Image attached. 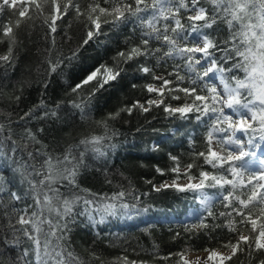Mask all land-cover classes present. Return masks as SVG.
<instances>
[{
    "label": "snow or ice",
    "instance_id": "snow-or-ice-1",
    "mask_svg": "<svg viewBox=\"0 0 264 264\" xmlns=\"http://www.w3.org/2000/svg\"><path fill=\"white\" fill-rule=\"evenodd\" d=\"M39 17H44L47 29L43 39L48 55L41 61L47 74L40 81L44 89L53 74L78 58L79 48L104 43L100 37L122 28L128 34L111 64H100L71 88L75 97L66 105L63 100L49 105L42 92L40 103L22 115L0 112V170L11 169L17 183L13 189L0 171V244L17 251L8 264H84L70 237L77 217H85L95 228L136 207L125 201L132 192L109 196L81 188L79 177L88 167L86 160L91 156L106 162L116 148L110 141L119 132L109 121L154 109L166 114L165 119L192 123L193 129L187 133L188 161L169 153L170 165L155 167L168 179L145 183L155 192L198 194L199 207L192 210L196 219L184 225L186 239L200 229L219 244V248L199 249L186 243L168 255L157 251L154 259L189 264L186 254L203 250L209 251L213 264H235L241 256L264 264V0H0V45L6 46L0 52V79L17 65L24 44L21 25ZM71 20L83 26L85 38L65 55L56 36L58 29L71 27ZM64 35L71 39L67 32ZM129 68L146 78L142 85H131L141 87L146 98L95 121L102 132L80 135L66 142L62 152H55L40 139L43 127H28L32 120H61L64 108L72 109L71 115L82 122L91 119L93 98L127 75ZM28 83L21 81L19 94L9 99L18 105ZM88 85L85 95L81 90ZM152 150L158 151L159 145ZM210 190L215 193L210 195ZM217 204L223 210L214 211ZM217 229L225 235L214 236ZM180 235L177 232L173 240ZM89 255L105 264L97 253ZM117 261L130 264L127 257Z\"/></svg>",
    "mask_w": 264,
    "mask_h": 264
},
{
    "label": "trees",
    "instance_id": "trees-1",
    "mask_svg": "<svg viewBox=\"0 0 264 264\" xmlns=\"http://www.w3.org/2000/svg\"><path fill=\"white\" fill-rule=\"evenodd\" d=\"M43 19L44 17H39L21 25L19 32L24 44L19 52L17 65L14 70H9L7 78L0 79V112L22 115L40 103L42 92L43 99L49 105L59 100H63L66 105L75 97L70 91L71 88L100 64L105 62L111 64L112 56L118 48L123 47L122 41L128 34V29L122 28L109 32L106 37H100L99 40L104 43L90 42L79 48L78 58L62 68L58 74H53L47 89H44L40 81L47 79V74L44 72L46 65H42L41 61L48 54L44 51L47 42L43 37L47 29L43 25ZM70 23V28L64 26L58 29L56 36V45L65 55L77 49L85 38L83 26L75 20H71ZM65 32L71 39L65 37ZM5 47L0 45V52H3ZM21 81L29 83L25 85L23 96L17 105V102L10 100L9 97L14 93L19 94L17 89ZM145 81L146 78L129 68L127 75L118 82H113L111 86L106 85L108 90L101 89L93 98L91 119L82 122L77 116L71 115L72 109L64 108L61 111V120L47 122L32 120L28 127L33 130L43 127L45 131L40 134V139L49 146L50 151L62 152L66 142L78 139L80 135L89 132H102L103 129L98 127L95 121L103 119L108 112L124 104H131L133 100L143 101L147 94L141 87L133 89L131 85L133 83L142 85ZM89 87L91 85L86 86L81 92L87 95L86 89ZM165 115L160 109H154L146 114L134 111L131 116L122 114L120 119L109 121L110 126L119 132V135L110 141L116 148L110 152L106 162L94 160L91 156L86 160L88 167L82 170L79 177L81 188L109 196L118 191L132 192V195H126L125 201L136 207L131 208L128 215L109 217L104 224L95 228L87 223L85 217H77L76 224L72 225L70 237L72 249L81 257L84 264H99V261L90 257L91 252L97 253L105 264H122L117 261L118 257H127L130 264L132 261L166 264L163 260L154 259L157 251L159 255H168L170 252L179 251L186 243L199 249L219 248L216 240L210 241L200 229L193 230L197 235L191 240L186 239L189 233L185 231L184 225L192 223L196 218L194 216L184 218L185 211L190 207H198L196 198L198 194L179 193L172 189L155 192L152 191L150 184L145 183V180H153L159 184L168 179L167 176L162 177L156 173L155 167L167 168L171 163L169 153L180 156L183 162L189 159L187 133L192 131L193 124L177 119H165ZM16 118L18 117L14 115L13 119ZM17 131L20 129L17 128ZM196 139L199 141L201 138L197 135ZM153 143L159 145L158 151L152 150ZM0 171L3 173V179L15 189L17 183L11 169ZM108 180L112 182L108 183ZM143 193L148 195L145 196ZM209 193L214 194L215 190H210ZM79 195L85 196L87 193L79 192ZM135 195H139L140 199H134ZM221 210L223 209L217 204L214 211ZM162 214L166 216L174 214L176 217L162 218ZM177 232L181 234L180 238L173 240ZM213 235L223 237L225 233L217 229ZM190 252L199 251L188 253ZM0 253H3V264H8L9 258L17 256L16 250L7 251L2 244ZM176 259L172 258L173 261ZM167 264H172V261ZM207 264H213V261ZM235 264H256V261L241 256Z\"/></svg>",
    "mask_w": 264,
    "mask_h": 264
},
{
    "label": "rangeland",
    "instance_id": "rangeland-1",
    "mask_svg": "<svg viewBox=\"0 0 264 264\" xmlns=\"http://www.w3.org/2000/svg\"><path fill=\"white\" fill-rule=\"evenodd\" d=\"M217 83H218V81H217ZM152 145L154 146V145H156V143H153ZM258 155H260V153H258ZM180 183L181 184H185V183H187V181L186 180H181ZM209 194L212 195L211 193H209ZM198 207H199V201H198ZM195 208H197V207L188 208L187 211H185L186 214H185L184 218L185 217H189V216L190 217L193 216L192 215V210L195 209ZM161 217L168 219V218H175L176 216L174 214H172L170 216H166V214H162ZM190 254H194L193 261L190 260V258L188 257L189 253L186 254L185 259L188 260L192 264H207V263L211 262V260L208 259L209 254H210L209 251H199V252H195V253H191L190 252ZM224 254H228V253L225 252Z\"/></svg>",
    "mask_w": 264,
    "mask_h": 264
},
{
    "label": "bare ground",
    "instance_id": "bare-ground-1",
    "mask_svg": "<svg viewBox=\"0 0 264 264\" xmlns=\"http://www.w3.org/2000/svg\"><path fill=\"white\" fill-rule=\"evenodd\" d=\"M193 256H194V254H189V255H188V257H189L190 260H192V261H193Z\"/></svg>",
    "mask_w": 264,
    "mask_h": 264
}]
</instances>
